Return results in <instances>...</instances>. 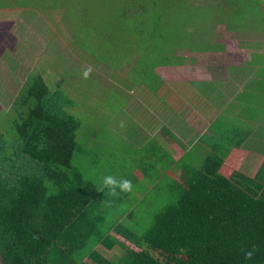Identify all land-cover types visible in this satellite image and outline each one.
Listing matches in <instances>:
<instances>
[{
    "label": "trees",
    "instance_id": "obj_1",
    "mask_svg": "<svg viewBox=\"0 0 264 264\" xmlns=\"http://www.w3.org/2000/svg\"><path fill=\"white\" fill-rule=\"evenodd\" d=\"M259 30L264 39V26ZM186 49L193 48L172 47L165 61L152 60L148 83L156 82L151 76L156 66L182 62ZM18 55L25 59L29 54ZM2 57L18 77L9 130L0 131V264H264V157L253 175L222 169L229 150L206 156L198 166L186 157L174 161L180 182L170 180L171 188L166 183L174 200L146 231L133 236L122 221L133 208L123 217L117 212L106 218L121 197L109 200L100 190L107 186L97 187L73 164L75 155L92 154L78 141L81 123L76 111L68 110L74 104L33 74V55L25 66L5 53ZM0 79L9 80L5 72ZM5 94L0 93L1 111ZM10 133L14 138L5 139ZM166 157L165 166L173 164ZM86 237L92 245L83 247Z\"/></svg>",
    "mask_w": 264,
    "mask_h": 264
},
{
    "label": "rangeland",
    "instance_id": "obj_2",
    "mask_svg": "<svg viewBox=\"0 0 264 264\" xmlns=\"http://www.w3.org/2000/svg\"><path fill=\"white\" fill-rule=\"evenodd\" d=\"M35 2L36 8L44 9L47 16L45 21L37 18L39 22L36 31L48 33L65 25L66 47L54 49L52 45H45L39 50L33 49V54L38 52V56H33L30 68L33 74H40L45 79L50 91L57 92L65 101L77 106V111L75 107L68 110L76 111L74 115L81 123L78 141L85 148L91 147L92 154L75 155L73 164L97 187L105 186L103 177L111 172H116L117 179L131 178L129 175L132 166L136 164L133 160L137 152L133 145L123 143L121 139L124 137L128 142L137 144V128L132 125V112L138 111L134 102L137 94L133 92H136L141 83H148L147 76L151 72L153 62L161 59L165 61L163 55L172 47L190 46L200 50L218 47L219 44L209 38L213 36V30L218 25L246 29L264 26V12L261 11L264 10V0H221L220 4L214 0H13V9L0 5V12L2 9H8L13 14H18L14 9L25 5L24 12L27 13L29 6ZM239 7L251 10L246 13L247 16H238L235 13ZM56 10L62 17L54 16ZM157 18H160L158 22ZM157 25L159 27L156 32ZM24 26L19 23L16 26L19 34ZM140 30L142 31L139 32ZM162 32L164 36L156 39L155 34L159 36ZM216 34L217 32H214V35ZM225 34L224 31L221 36L224 37ZM153 36L154 42L150 38ZM258 38L264 42L261 36ZM4 40L5 38L0 40V51L3 50L1 47L4 44L11 46ZM228 45L234 46L230 42ZM252 48L251 63L247 65L254 64L257 68V78L253 81L256 86L255 96L249 93L239 96L241 100L249 98L252 103L251 107L245 108L248 111H241L244 117L251 114L256 122H260L251 139L256 148V151L251 148L253 151L248 158L250 168L254 162V168L248 170L251 173L261 162V157L257 154L264 153V43L254 44ZM17 49L20 53L21 42ZM155 50L156 53H153ZM12 53V63L20 62L24 66L32 56L21 59L17 52ZM181 53L185 54L186 51ZM234 56L238 60L245 57L242 53L227 55L231 59ZM154 59L156 61L151 62ZM5 68L7 69V65ZM86 68L90 69L87 79L81 75ZM16 77L14 74L9 75L10 81L0 79V93L5 90L10 95V83ZM130 89L132 90L129 93ZM9 95L5 96L6 99L1 103L2 111L0 110V131L4 133L9 130L8 119L15 108L11 105L14 96ZM235 107L239 109L236 105ZM239 107L242 109V104ZM248 121L250 117L245 120ZM242 124L243 122L238 120V124L234 126ZM13 138L10 133L5 139ZM243 156L240 152L233 160L234 164L240 162ZM228 169L232 168L227 167ZM130 181L134 190L128 193H108L107 187L102 190L111 201L115 196L121 197V201L114 203L116 207L107 213L106 218L116 217L117 212L121 216L125 209L133 208L132 215L122 221L134 231L133 236H136L151 226L155 216L174 200L175 195L166 188L167 177L163 178L161 187L150 190H146L147 186L142 185L139 180ZM106 204L109 205L108 202ZM119 237L126 245L137 249L126 238L121 235ZM91 240L86 237L82 241L83 247L92 245ZM83 259L87 261L84 256Z\"/></svg>",
    "mask_w": 264,
    "mask_h": 264
},
{
    "label": "crops",
    "instance_id": "obj_3",
    "mask_svg": "<svg viewBox=\"0 0 264 264\" xmlns=\"http://www.w3.org/2000/svg\"><path fill=\"white\" fill-rule=\"evenodd\" d=\"M1 1L4 2L1 3ZM12 1L0 0V5L12 8ZM214 1L218 4L221 2V0ZM36 4V2L31 4L27 13L24 12L25 5L14 9L18 14H13L8 9H2L0 12V40L5 38V43L11 44V46L4 44L1 47L3 50L0 51V74L5 72L8 79L9 75H17V72L9 71L11 62L8 63L2 57V53L7 54L9 60L10 54H13L12 51L18 53L19 42L26 50L20 53L28 52L34 57L38 56V52L33 54V51L45 45H52L54 49L66 47L65 25L48 33L36 31L39 22L37 18L43 21L47 19L44 9L38 10ZM237 9L238 12L235 14L238 15H246L251 10L240 9V7ZM261 11L264 12V10ZM54 13V16L59 17L58 10ZM18 23L25 25L20 34L16 30ZM259 29L237 26L231 30L226 25H218L213 30V36H209L213 42L219 44L218 47L184 50L186 53L182 54V62L156 66L154 68L156 71L151 73V76H155L156 82L153 85L147 82L143 85L141 83L136 92H133L137 94L134 102L138 111L132 112L134 118L132 125L137 128L138 141L135 144L128 142L124 137L121 139L123 143L133 145L137 152L133 160L136 164L131 168L129 180H139L142 185L147 186L146 190H150L161 187L163 178L167 177L171 188L173 184L169 183L170 180L176 179L180 182L179 169L174 165L178 160L186 157L191 165L198 166L206 156L222 154L227 150L229 151L224 157L222 169L226 167L234 169L233 166H236L235 169L247 175H253L256 172L261 162L251 173L248 170L254 168V162L250 168L248 158L251 151H256L253 146L255 142L251 139L255 133L254 129L260 122H256L251 114L244 117L241 111H248L245 108L251 107L252 103L249 98L241 100L239 96L248 93L255 96L256 86L253 81L257 78V68L254 64L247 65V63H251L252 46L264 43L258 38L260 33L258 31H262ZM224 31L226 34L222 37L221 34ZM214 32L217 34L214 35ZM229 42L234 46L230 47ZM238 53L244 54L245 57L240 60L235 56L233 59L229 58L230 56L227 57V55ZM159 78L162 80L161 83L158 81ZM15 80L14 78L10 83L12 95H15V83H17ZM131 90L128 92L130 93ZM240 104L243 106L242 109L239 107ZM72 107H75L77 111V106ZM234 113L236 115H233ZM248 117L250 121L245 122ZM238 120L243 124L234 126L238 124ZM108 128L111 131L110 125ZM241 136L244 137L243 141H238V137ZM240 152L244 154L243 159L234 164L233 160ZM111 153L114 154L113 151ZM257 155L262 161L264 155L262 153ZM165 156L170 160L168 163L173 164L165 166L163 162ZM118 191L119 189L116 192ZM129 208L124 210L121 217L126 215L125 211L128 212Z\"/></svg>",
    "mask_w": 264,
    "mask_h": 264
},
{
    "label": "clouds",
    "instance_id": "obj_4",
    "mask_svg": "<svg viewBox=\"0 0 264 264\" xmlns=\"http://www.w3.org/2000/svg\"><path fill=\"white\" fill-rule=\"evenodd\" d=\"M90 69H84L81 73L82 77L87 79L89 75ZM103 184L107 186L109 192L115 193L117 189L121 192H130L133 188L132 182L126 178L117 179L115 176L109 174L103 177ZM246 255L250 256L251 253H246Z\"/></svg>",
    "mask_w": 264,
    "mask_h": 264
}]
</instances>
